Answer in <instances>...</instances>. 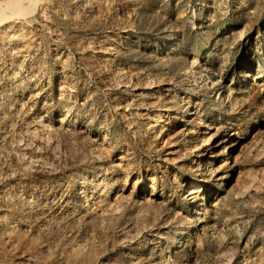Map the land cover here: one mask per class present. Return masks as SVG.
Listing matches in <instances>:
<instances>
[{"label":"rangeland","instance_id":"obj_1","mask_svg":"<svg viewBox=\"0 0 264 264\" xmlns=\"http://www.w3.org/2000/svg\"><path fill=\"white\" fill-rule=\"evenodd\" d=\"M37 3L0 17V264H264V0Z\"/></svg>","mask_w":264,"mask_h":264},{"label":"bare ground","instance_id":"obj_2","mask_svg":"<svg viewBox=\"0 0 264 264\" xmlns=\"http://www.w3.org/2000/svg\"><path fill=\"white\" fill-rule=\"evenodd\" d=\"M29 3L30 7H34V5L38 2V0H11L9 2H6L4 4H0V17L7 14V12H10V14H20L22 12H25L29 8L25 6V3ZM38 4V3H37ZM36 6V5H35ZM39 11V10H38ZM12 15V16H13ZM7 16V15H6ZM2 22V21H1ZM208 138H203L202 140L207 141ZM197 190L191 191L190 193L194 194Z\"/></svg>","mask_w":264,"mask_h":264}]
</instances>
